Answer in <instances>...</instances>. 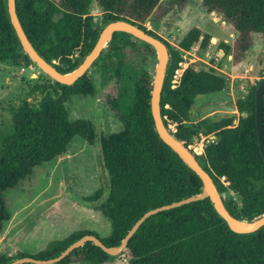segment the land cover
<instances>
[{"label":"trees","instance_id":"obj_1","mask_svg":"<svg viewBox=\"0 0 264 264\" xmlns=\"http://www.w3.org/2000/svg\"><path fill=\"white\" fill-rule=\"evenodd\" d=\"M191 1L15 0V5L32 45L62 73L81 63L111 20H129L163 40L169 52L160 101L163 121L174 126L175 137L187 147L205 137L202 154H195L199 163L213 178L229 212L239 220H251L264 213V159L258 143L254 96L264 76L237 91L233 109L238 114L193 119L196 97L226 96L228 77L213 67L188 66L176 87H171V80L182 60L181 51L190 50L197 42L204 50L211 35L192 27L177 45H171L145 25L158 23L174 6ZM93 2L101 11L98 24L90 12ZM200 3L206 12L220 15L235 32L231 43H220L233 65L245 60L256 36L264 44V0ZM0 61L33 63L10 23L6 0H0ZM155 65L156 53L149 44L116 31L93 62L95 76L87 70L72 85L45 79L34 87L40 94L37 101L20 99L9 106V132L0 136V230L9 218L4 192L30 177L36 167L62 156L78 136L90 145H99L108 180L105 187L77 199L98 208L109 220L111 231L101 238L88 229L74 230L35 254H0V264L24 256L55 257L85 234L96 235L107 246L118 245L145 211L201 191L198 175L155 131L149 107ZM96 78L104 88L105 103L122 123L121 130L108 135L97 136L88 119H70L66 107L72 95L95 96ZM262 118L264 133V96ZM120 255L128 264H264V225L251 233H235L205 198L148 217ZM112 258L88 241L54 264H103Z\"/></svg>","mask_w":264,"mask_h":264},{"label":"rangeland","instance_id":"obj_2","mask_svg":"<svg viewBox=\"0 0 264 264\" xmlns=\"http://www.w3.org/2000/svg\"><path fill=\"white\" fill-rule=\"evenodd\" d=\"M200 2L201 0H192L184 6H174L158 23L146 22L145 25L171 45H177L192 27H199L204 33L210 34L209 44L204 50L200 47L196 50L195 55L198 58L190 66L216 68L228 77L229 86L226 96H197L191 115L193 119H199L236 114L233 104L237 91L254 83V77L259 79L264 76V58L260 59L264 44L256 36L245 60L233 65L231 55L225 57L220 52H223L220 43H231L235 32L220 15L206 12ZM90 12L94 22L98 24L101 11L95 2L91 4ZM53 62L57 63L54 60ZM88 73L95 76L97 69L91 66ZM237 74H247L250 77L239 78ZM45 79L51 78L34 62L14 65L8 61H0V136L9 132V106L20 99L37 101L40 94L34 87ZM96 83L98 92L95 96L72 95L66 101V107L70 119H88L95 125L97 136L108 135L121 130L122 123L105 103L104 88L98 84L97 78ZM195 144H199V140L193 142ZM107 180L99 145H90L83 138L75 136L62 156L36 167L30 177L4 192L9 218L0 230V254H35L45 249L51 241L63 238L78 229H88L101 238L106 237L111 231L109 220L98 208L80 203L77 197L87 196L100 187H105ZM103 264H128V261L119 254Z\"/></svg>","mask_w":264,"mask_h":264},{"label":"water","instance_id":"obj_3","mask_svg":"<svg viewBox=\"0 0 264 264\" xmlns=\"http://www.w3.org/2000/svg\"><path fill=\"white\" fill-rule=\"evenodd\" d=\"M7 11L10 23L19 39L22 50L29 58L47 75L53 82H58L64 85H72L80 76H82L92 65L93 62L100 55L101 50L106 47L112 39L113 33L116 31H123L131 34L133 37L149 44L156 53V65L151 82L149 107L153 119L154 128L159 138L173 150L186 164L191 168L200 178L202 186L201 191L195 195L188 196L178 201H173L145 211L127 231L125 236L121 239L118 245L107 246L99 237L94 234H85L70 243L60 254L48 259H39L32 256H24L13 259L9 264H54L65 256H67L74 249L82 246L90 241L100 247L105 253L110 256L119 255L126 247L129 239L136 232L138 227L151 215L160 211L175 208L193 201L209 198L217 214L225 220L228 227L235 233H251L258 230L264 225V213L258 215L251 220H239L235 218L225 206L222 196L218 191L213 178L199 163L195 153L182 142H180L174 135V132L167 126L160 111L161 93L164 82V77L169 61V52L166 43L158 37H155L138 25L126 19H115L108 21L101 29L98 38L90 50V52L83 58L81 63L72 71L62 73L52 63L48 62L41 56L27 37L16 12L15 0H6ZM255 96V118L258 133L259 149L264 159V133H263V118H262V98L264 96V79L254 91Z\"/></svg>","mask_w":264,"mask_h":264},{"label":"built area","instance_id":"obj_4","mask_svg":"<svg viewBox=\"0 0 264 264\" xmlns=\"http://www.w3.org/2000/svg\"><path fill=\"white\" fill-rule=\"evenodd\" d=\"M200 47V42L196 43L195 45L192 46V48L190 50H182L181 51V56H182V60L179 62V67L175 70V73L173 75V78L171 80V87H176L179 82H180V78L182 76L183 71L190 66V64L192 62H194L198 57H196L195 53L196 50ZM221 53H223L222 51H220ZM192 57H189V56ZM195 55V56H194ZM195 58V59H194ZM170 129L174 132V126L169 125ZM209 138H213V136L209 137ZM204 136H201L200 140H199V144H191L188 147L195 153V154H202L203 152V144H204Z\"/></svg>","mask_w":264,"mask_h":264},{"label":"crops","instance_id":"obj_5","mask_svg":"<svg viewBox=\"0 0 264 264\" xmlns=\"http://www.w3.org/2000/svg\"><path fill=\"white\" fill-rule=\"evenodd\" d=\"M243 64V63H242ZM249 68H252V65H249ZM237 76L239 77V78H248V77H250L249 75H247V74H237ZM254 78H258V77H254Z\"/></svg>","mask_w":264,"mask_h":264}]
</instances>
